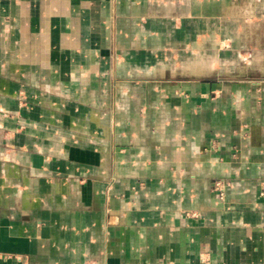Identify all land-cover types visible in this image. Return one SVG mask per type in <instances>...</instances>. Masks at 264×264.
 Segmentation results:
<instances>
[{"label":"crops","instance_id":"1","mask_svg":"<svg viewBox=\"0 0 264 264\" xmlns=\"http://www.w3.org/2000/svg\"><path fill=\"white\" fill-rule=\"evenodd\" d=\"M0 264H264V0H0Z\"/></svg>","mask_w":264,"mask_h":264},{"label":"built area","instance_id":"2","mask_svg":"<svg viewBox=\"0 0 264 264\" xmlns=\"http://www.w3.org/2000/svg\"><path fill=\"white\" fill-rule=\"evenodd\" d=\"M214 191L218 194V196H222L223 194V186L219 183L214 184Z\"/></svg>","mask_w":264,"mask_h":264}]
</instances>
